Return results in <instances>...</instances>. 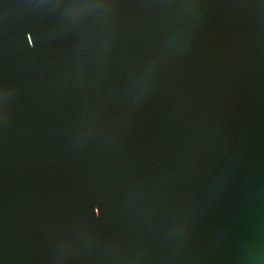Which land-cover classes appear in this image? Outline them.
Here are the masks:
<instances>
[{
	"label": "water",
	"instance_id": "95a60500",
	"mask_svg": "<svg viewBox=\"0 0 264 264\" xmlns=\"http://www.w3.org/2000/svg\"><path fill=\"white\" fill-rule=\"evenodd\" d=\"M0 264H264V0H0Z\"/></svg>",
	"mask_w": 264,
	"mask_h": 264
}]
</instances>
